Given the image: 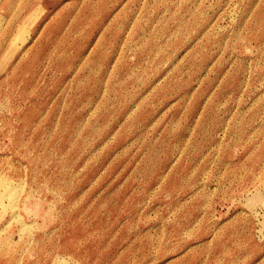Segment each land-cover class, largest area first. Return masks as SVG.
<instances>
[{
	"label": "rangeland",
	"instance_id": "374dc122",
	"mask_svg": "<svg viewBox=\"0 0 264 264\" xmlns=\"http://www.w3.org/2000/svg\"><path fill=\"white\" fill-rule=\"evenodd\" d=\"M0 264H264V0H0Z\"/></svg>",
	"mask_w": 264,
	"mask_h": 264
},
{
	"label": "bare ground",
	"instance_id": "6f19581e",
	"mask_svg": "<svg viewBox=\"0 0 264 264\" xmlns=\"http://www.w3.org/2000/svg\"><path fill=\"white\" fill-rule=\"evenodd\" d=\"M0 195H2V194L0 193Z\"/></svg>",
	"mask_w": 264,
	"mask_h": 264
}]
</instances>
